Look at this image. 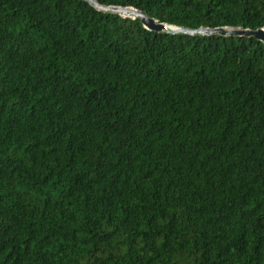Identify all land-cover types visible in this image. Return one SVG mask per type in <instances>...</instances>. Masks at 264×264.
Here are the masks:
<instances>
[{
  "label": "trees",
  "instance_id": "16d2710c",
  "mask_svg": "<svg viewBox=\"0 0 264 264\" xmlns=\"http://www.w3.org/2000/svg\"><path fill=\"white\" fill-rule=\"evenodd\" d=\"M95 1L264 29V0ZM0 264H264V43L0 0Z\"/></svg>",
  "mask_w": 264,
  "mask_h": 264
},
{
  "label": "water",
  "instance_id": "95a60500",
  "mask_svg": "<svg viewBox=\"0 0 264 264\" xmlns=\"http://www.w3.org/2000/svg\"><path fill=\"white\" fill-rule=\"evenodd\" d=\"M90 6L94 7L96 10L105 13H111L114 15H119L124 19H138L142 23L143 27L149 31L166 33V34H187V35H220L222 37L231 36V37H245L256 39L259 42L264 43V29L257 31L251 30H229V29H199V30H189L185 28H178L174 26H169L166 24L158 23L155 19H152L146 15L145 12L138 11L133 8H122V7H106L98 4L95 0H83Z\"/></svg>",
  "mask_w": 264,
  "mask_h": 264
}]
</instances>
